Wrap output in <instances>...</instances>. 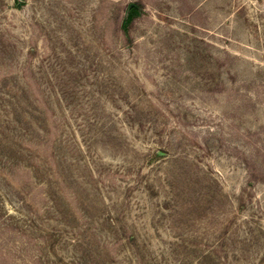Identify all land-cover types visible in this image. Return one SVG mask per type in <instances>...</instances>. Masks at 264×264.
<instances>
[{
	"label": "rangeland",
	"instance_id": "374dc122",
	"mask_svg": "<svg viewBox=\"0 0 264 264\" xmlns=\"http://www.w3.org/2000/svg\"><path fill=\"white\" fill-rule=\"evenodd\" d=\"M0 264H264V0H0Z\"/></svg>",
	"mask_w": 264,
	"mask_h": 264
}]
</instances>
